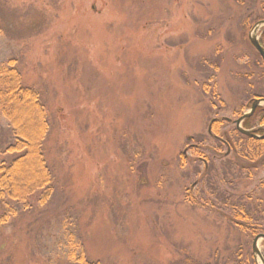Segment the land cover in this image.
Returning a JSON list of instances; mask_svg holds the SVG:
<instances>
[{"label": "rangeland", "instance_id": "obj_1", "mask_svg": "<svg viewBox=\"0 0 264 264\" xmlns=\"http://www.w3.org/2000/svg\"><path fill=\"white\" fill-rule=\"evenodd\" d=\"M242 16L233 0H0V64L14 60L44 104L52 176L43 203L38 192L25 205L0 201V216L11 213L0 264H70L79 246L101 264H237L245 254L260 264L253 237L220 209L258 206L264 225V167L216 161L225 136L232 162L245 161L249 140L234 122L264 92ZM13 143L0 115V165L18 156L5 153ZM206 158L216 173L196 185ZM17 171L29 181L34 168ZM191 191L206 200L188 202ZM259 250L264 258V241Z\"/></svg>", "mask_w": 264, "mask_h": 264}, {"label": "trees", "instance_id": "obj_2", "mask_svg": "<svg viewBox=\"0 0 264 264\" xmlns=\"http://www.w3.org/2000/svg\"><path fill=\"white\" fill-rule=\"evenodd\" d=\"M233 2L238 7H243L245 9V16L240 17L244 18L240 27L241 31L246 30L248 27L251 28L257 22L264 21V0H233ZM250 24L252 26H250ZM259 43L264 49V31L260 37ZM257 58L259 59L257 62L258 65L263 68V72L259 74L258 77L259 79H263L264 63L258 54ZM20 77V72L16 68L14 60L0 64V115L6 119L11 126L14 139V143L6 148L5 153L18 154V156L13 158L10 162H2L0 165V201L4 202V199H8L25 205L28 198L37 192L40 193V203H43L44 200L47 199V196L51 193L52 176L46 164L43 151V142L49 131L46 110L44 104L40 100L39 94L33 89L22 86ZM262 93L264 92H260L256 97L264 98V94ZM252 100L249 101V104ZM258 111L261 114L259 121L261 124H264V110L259 108ZM28 112H30V114ZM26 115L27 117L29 115L28 122L31 120V123H35L32 120L36 118L37 123H35V128L30 127V125L25 126L24 123H22V125L20 124V122L25 119ZM215 125L217 124H214L211 129L212 133L216 132V128H214ZM248 140L249 145L246 148V152H238V159L242 157L245 161L236 160L237 162L234 163L229 155L225 154L224 156L216 157V161L222 162L221 165H223L224 170L225 167L227 168L226 170H230L231 167H234L237 171L248 170L250 173V171H253V169L255 170V168H252V166H247L246 168L244 164L247 162H257L258 166L264 167V140L252 138H248ZM204 161L205 165L201 164L203 166V174L199 181L196 182V185L200 182L203 183L212 170L216 173L217 168L213 165L215 160L210 161L209 158L208 160L206 158ZM24 164H29L30 167L34 168V172H28L30 174L29 181L25 178L26 172L24 176H20V172L17 171V168ZM240 196L242 200H252L247 194ZM245 196L247 197L243 199ZM205 198V194L202 193L199 194L197 199L192 191L188 192L186 197L188 202L193 201L194 203H203L200 201H205ZM227 204V202L224 203L220 210L224 217L229 219L231 224H235L238 229L247 231L249 236L253 238L257 235H264L263 222L259 220L253 221L252 214L255 211H259L257 210L258 206L257 208L255 207L254 212H252L249 207H244L241 204L237 205L238 208L236 205H232L230 209L234 211V215L228 216L226 213L228 209V206H226ZM235 211L237 213H235ZM9 214L11 213L7 212V216ZM7 216L6 214L0 216V226L6 222ZM68 258L70 264H101L99 261L89 260L82 246H79L78 249L76 247L71 249ZM237 258L239 261L237 264H254L249 254H245V259L242 255H238Z\"/></svg>", "mask_w": 264, "mask_h": 264}, {"label": "water", "instance_id": "obj_3", "mask_svg": "<svg viewBox=\"0 0 264 264\" xmlns=\"http://www.w3.org/2000/svg\"><path fill=\"white\" fill-rule=\"evenodd\" d=\"M264 27V21H260L258 23H256L252 29L250 30V33L248 34V39L249 42L251 44V46L255 49V51L260 55L261 59L264 62V50L262 49V47L259 44V40L257 37V32L259 30V28ZM261 103H264V99H256L252 102L250 109L248 111V113L244 114L242 117H240L236 122V128L237 130L244 136L246 137H251V138H257V139H264V135L262 137H257L256 135L252 134L251 132H248L246 130H243L240 127V124L242 123V121H244L245 119H247L248 117H250L253 112L255 111V109L261 105ZM264 241V235H257L254 237V239L252 240V245H251V252H252V256L253 258L257 261L260 262V264H264V259L263 256L259 250V244L260 242Z\"/></svg>", "mask_w": 264, "mask_h": 264}, {"label": "flooded vegetation", "instance_id": "obj_4", "mask_svg": "<svg viewBox=\"0 0 264 264\" xmlns=\"http://www.w3.org/2000/svg\"><path fill=\"white\" fill-rule=\"evenodd\" d=\"M261 109V108H260ZM259 110V108H257L255 112H257ZM263 110V109H261ZM252 114L251 117L245 119L242 123V128L248 132H251L252 134L256 135L257 137H262L264 135V124H261L260 121L258 122V126L257 127H254V126H251V123L253 124V122H251V120L255 117V114ZM259 113V111H258ZM243 115V113L241 114V116ZM240 116V117H241ZM238 117V118H240ZM237 118V119H238ZM250 120V121H249ZM216 124V123H215ZM211 128H210V132L208 131V135L211 136ZM226 140H223V145H224V148H225V155H229L232 151V149L234 148L233 144L231 143V141L229 140V138L227 136H225ZM257 139V138H256ZM258 140H264V139H258ZM196 148H197V145L196 144H190L186 149H185V155H186V152L188 151H196ZM184 155V156H185ZM201 163L205 165V161L204 159H200Z\"/></svg>", "mask_w": 264, "mask_h": 264}]
</instances>
